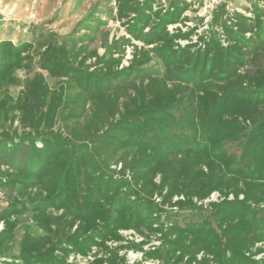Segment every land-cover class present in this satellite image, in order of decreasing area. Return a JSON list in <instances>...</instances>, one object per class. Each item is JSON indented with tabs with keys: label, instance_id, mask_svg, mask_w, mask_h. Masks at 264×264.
Segmentation results:
<instances>
[{
	"label": "trees",
	"instance_id": "obj_1",
	"mask_svg": "<svg viewBox=\"0 0 264 264\" xmlns=\"http://www.w3.org/2000/svg\"><path fill=\"white\" fill-rule=\"evenodd\" d=\"M115 6L103 55L0 41V264H264V0L203 35L186 0Z\"/></svg>",
	"mask_w": 264,
	"mask_h": 264
},
{
	"label": "rangeland",
	"instance_id": "obj_2",
	"mask_svg": "<svg viewBox=\"0 0 264 264\" xmlns=\"http://www.w3.org/2000/svg\"><path fill=\"white\" fill-rule=\"evenodd\" d=\"M166 6L170 0H161ZM190 9L186 16L190 18L187 23L191 28L197 27L198 34H204L211 23V15L205 13L206 0H186ZM255 0H223L226 9L239 11L248 14ZM115 0H0V41L11 40L15 44L20 42H34L41 35L55 33L65 38H76L82 41L93 38L91 48H97L101 55L105 49L103 45L106 41L119 39L126 35L124 28L115 20ZM186 29V28H185ZM197 37L194 36V40ZM131 58V50H127L126 61ZM128 63L125 62V65ZM20 79H25L23 71L17 72ZM32 76V75H31ZM50 84L53 81L47 77ZM19 87H12L10 92L17 96ZM1 94V93H0ZM119 169V168H118ZM8 195L0 191V212L8 205ZM25 227H29L32 232L41 233L25 217L20 227L15 232V240L6 249L5 254L17 256L19 252V242L25 232ZM130 239V235H127ZM135 239V240H134ZM133 241L140 242V237ZM151 245L158 246L159 243ZM126 253L130 260V253L122 251L120 255ZM81 262V261H80ZM81 264H85L82 261Z\"/></svg>",
	"mask_w": 264,
	"mask_h": 264
},
{
	"label": "built area",
	"instance_id": "obj_3",
	"mask_svg": "<svg viewBox=\"0 0 264 264\" xmlns=\"http://www.w3.org/2000/svg\"><path fill=\"white\" fill-rule=\"evenodd\" d=\"M223 0H206L205 1V13L211 15L212 17V13L213 11L222 4ZM178 25L176 26H170V31H172L174 28H176ZM188 42L187 41H180V44L181 46H185ZM220 196L218 193H214L211 195V197L209 199H207L206 201H204L203 203L200 202L198 203L199 205H207L208 203L210 202H217L219 200ZM3 229V223H0V231ZM124 235L127 236V235H130V239L133 240L134 238H138V236L133 232V231H130V232H124ZM135 240V239H134ZM141 259V254H138V253H130V260H129V263L130 264H134L138 261H140ZM143 264H156L155 262H145Z\"/></svg>",
	"mask_w": 264,
	"mask_h": 264
},
{
	"label": "water",
	"instance_id": "obj_4",
	"mask_svg": "<svg viewBox=\"0 0 264 264\" xmlns=\"http://www.w3.org/2000/svg\"><path fill=\"white\" fill-rule=\"evenodd\" d=\"M2 19V17H1V14H0V20Z\"/></svg>",
	"mask_w": 264,
	"mask_h": 264
}]
</instances>
